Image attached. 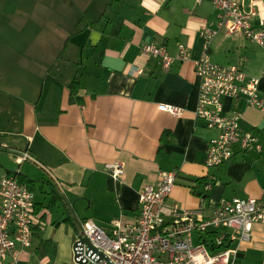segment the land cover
<instances>
[{
    "label": "crops",
    "instance_id": "0c3cea01",
    "mask_svg": "<svg viewBox=\"0 0 264 264\" xmlns=\"http://www.w3.org/2000/svg\"><path fill=\"white\" fill-rule=\"evenodd\" d=\"M260 18L264 9L254 28ZM204 27L216 28V12L195 0H0V147L14 151L15 173L32 181L35 202L31 245H16V260L9 256L6 264H73L81 224L109 229L134 220L140 190L160 172L178 174L167 204L182 209L199 206L201 184L210 178L206 215L221 199L264 200V110L242 104L239 121L241 133L258 138L259 153L236 151L222 166H204L216 136L194 114V62L204 52ZM148 44L165 47L172 58L182 45L188 58L164 69L141 57ZM207 54L219 66L240 64L258 81L264 102V47L220 31ZM132 67L142 73L130 76ZM76 74L80 89L70 98ZM222 102L229 110L231 101ZM161 104L182 115L159 111ZM25 161L36 169H25ZM118 162L123 174L114 179L105 167ZM236 264H264L263 225H253Z\"/></svg>",
    "mask_w": 264,
    "mask_h": 264
},
{
    "label": "built area",
    "instance_id": "2783aa9c",
    "mask_svg": "<svg viewBox=\"0 0 264 264\" xmlns=\"http://www.w3.org/2000/svg\"><path fill=\"white\" fill-rule=\"evenodd\" d=\"M209 2L216 12V28H202L204 42L202 56L194 62V72L199 80L195 117L216 136L207 145L204 160L206 169L228 163L236 151L246 154L259 153L262 147L258 138L241 133L239 121L241 106L264 110L259 95L258 81L249 78L241 65L219 66L207 54L213 39L223 31L227 36L242 35L259 47H264V19L259 28L253 20L264 9V0H195L197 5ZM141 57L159 60L164 69L174 61L188 58L186 47L179 45L172 58L165 47L143 45ZM142 73L132 67V77ZM264 77V66L262 69ZM222 99L231 101L225 110ZM158 110L173 117H180L182 110L169 105H158ZM26 154L16 157L26 160ZM106 173L114 179L123 174V165H106ZM176 172H160L154 184L142 187L138 195V213L134 220H117L109 229L92 221H84L72 247L73 264H236L241 247L251 240L252 227L264 226V200L221 199L205 214L206 194L212 190L214 178L203 181L196 209H182L177 203L167 204L175 186ZM34 194L14 178L0 177V264L9 256L16 260L15 247L31 245L34 221ZM195 236V239H194ZM82 239H85L83 241Z\"/></svg>",
    "mask_w": 264,
    "mask_h": 264
},
{
    "label": "rangeland",
    "instance_id": "374dc122",
    "mask_svg": "<svg viewBox=\"0 0 264 264\" xmlns=\"http://www.w3.org/2000/svg\"><path fill=\"white\" fill-rule=\"evenodd\" d=\"M56 47V44L53 45V48ZM61 50V47L60 49ZM60 53L61 51H56L53 53L54 55ZM37 77H40V74H38ZM3 138V137H1ZM7 142V141H4ZM9 146V145H8ZM10 148L14 149V146L10 144ZM12 150L7 148L6 151H3L2 148L0 147V177L2 174H4L5 171H11V172H19L18 164L15 162V156L13 155ZM22 166H24L25 169H36V166H33L32 163L30 162H23ZM195 239V236H194Z\"/></svg>",
    "mask_w": 264,
    "mask_h": 264
},
{
    "label": "trees",
    "instance_id": "16d2710c",
    "mask_svg": "<svg viewBox=\"0 0 264 264\" xmlns=\"http://www.w3.org/2000/svg\"><path fill=\"white\" fill-rule=\"evenodd\" d=\"M79 80H80V77H79V75L78 74H76L75 76H74V78H73V80L71 81V83L69 84V86H68V89H69V93H70V98H73L74 96H76V94L78 93V91H79V89H80V87H79ZM45 96V95H44ZM10 175H13V177L12 178H14V180H16L18 183H20V184H24L30 191L32 190V188H31V183H32V181H30V180H26V181H24L23 179H22V177L19 175V174H16L15 172H8V175L7 176H10ZM11 177V176H10ZM51 187V186H50ZM51 189H52V187H51ZM54 189V188H53ZM52 189V193L53 194H57L56 192H55V190H53ZM53 203V202H52ZM48 245V243L47 242H43L42 243V246H47Z\"/></svg>",
    "mask_w": 264,
    "mask_h": 264
},
{
    "label": "water",
    "instance_id": "95a60500",
    "mask_svg": "<svg viewBox=\"0 0 264 264\" xmlns=\"http://www.w3.org/2000/svg\"><path fill=\"white\" fill-rule=\"evenodd\" d=\"M83 241H85V239H82Z\"/></svg>",
    "mask_w": 264,
    "mask_h": 264
}]
</instances>
